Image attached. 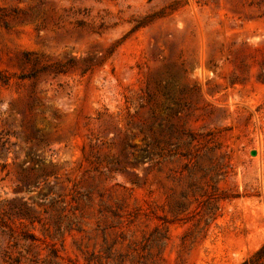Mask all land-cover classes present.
Here are the masks:
<instances>
[{
	"label": "rangeland",
	"instance_id": "rangeland-1",
	"mask_svg": "<svg viewBox=\"0 0 264 264\" xmlns=\"http://www.w3.org/2000/svg\"><path fill=\"white\" fill-rule=\"evenodd\" d=\"M263 244L264 0H0V264Z\"/></svg>",
	"mask_w": 264,
	"mask_h": 264
},
{
	"label": "trees",
	"instance_id": "trees-1",
	"mask_svg": "<svg viewBox=\"0 0 264 264\" xmlns=\"http://www.w3.org/2000/svg\"><path fill=\"white\" fill-rule=\"evenodd\" d=\"M242 264H264V244L257 249L252 256Z\"/></svg>",
	"mask_w": 264,
	"mask_h": 264
},
{
	"label": "water",
	"instance_id": "water-1",
	"mask_svg": "<svg viewBox=\"0 0 264 264\" xmlns=\"http://www.w3.org/2000/svg\"><path fill=\"white\" fill-rule=\"evenodd\" d=\"M252 154L255 155V154H256V150H254V151L252 152Z\"/></svg>",
	"mask_w": 264,
	"mask_h": 264
}]
</instances>
